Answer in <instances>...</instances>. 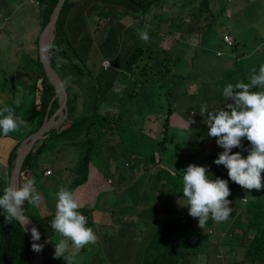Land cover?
I'll return each instance as SVG.
<instances>
[{
	"label": "trees",
	"instance_id": "1",
	"mask_svg": "<svg viewBox=\"0 0 264 264\" xmlns=\"http://www.w3.org/2000/svg\"><path fill=\"white\" fill-rule=\"evenodd\" d=\"M168 1L171 5L176 3L175 0H114L113 4H111L110 0H64L62 4L56 20L52 41L55 44V50L49 57L51 65L60 75L67 92L66 115L62 121H59V128H51L52 130L57 128V131L47 136L45 135L40 143L34 147L32 146L28 151L24 157L19 176V183L28 178H35L37 191L51 209L41 216H35L28 211L29 203L26 202L24 205L25 214L36 222L41 233L44 245L41 264H66L63 258H53L54 243L61 238L50 227L56 211L53 204L56 203V193L61 187H67L76 194L80 185L89 176L90 164H94L92 161H94L97 148L100 146L102 148L104 147L103 145L109 146V140L111 139L109 135L116 131L118 126L124 127V125L119 124V119L123 112L129 110V108L120 110L118 104L129 105L135 98H151L153 96V87H155L157 98L160 95H164V93H161V88L165 83L166 76L172 73L171 77H174L175 75L173 74H176V68L170 70L169 65L171 67L179 66L178 60L181 55L178 51L172 54L168 50V44H162L161 39L165 37L167 43L172 41V47L175 48L174 44L183 34L181 31V36L177 38V36L174 37V33L178 27L177 24L183 25V18H179L176 22L171 20L172 17L167 19L170 11L165 6ZM35 2L38 9L37 19H40L42 29L49 19L57 0H35ZM188 4H196L194 8L189 10L191 11L190 13H194V9H197L202 12L201 15H209V0H186L182 1L179 6L183 9ZM153 9L152 15L158 20L155 23V27L150 28L145 26L147 24L146 17ZM186 10L185 13L188 12V9ZM167 11L168 14H166ZM182 12L184 14L183 10ZM125 16L130 19L129 24L120 21ZM90 17H92V23L96 24V27H93L92 30L95 31L101 28L104 34L99 41L100 44H98L101 57H107V54L118 46L119 31L122 30L121 26L124 27L123 29L131 31L130 37L132 40H128L127 45L130 46L123 67L116 68L112 66L108 58L110 64L106 68L100 65L101 72L98 73L100 76H96V72L90 65V58H94L91 53L95 51L93 37L89 31L88 21ZM167 20L168 25L171 27H167L169 30L164 32L163 35H159L163 22ZM206 20L208 18L200 22V29L204 30L207 25H211L212 21L208 20L209 22L206 24ZM133 24H139L137 26L140 31L139 36L145 31L149 35L152 34L154 38L160 36L159 43L155 45L152 42L154 41L152 40L153 36L147 40L150 42L149 44H146V42L142 44L135 42ZM165 29L163 27V31ZM167 35L173 36L172 39L167 38ZM142 46H145L147 52L143 51ZM201 46L204 47L205 42L201 43ZM179 47H183V45ZM34 48L36 50L35 55L31 53L33 51L30 49V54L25 56V59L30 64L28 70L32 72V76H30L33 80L28 83V88H24L21 91L19 101H15V90L9 93L0 90V97H3L2 99H4L6 104L4 105L1 102L0 109L4 107L12 108L15 116L24 120L25 124L23 136L17 134L5 136L0 133V164L4 165L7 171L6 176L0 173V195H2L3 188L9 182L14 158L21 140L40 126L46 113L47 105L55 92L54 85L48 78L38 54V37L35 39ZM201 56L203 55L201 54ZM198 64L205 66L206 61L201 59ZM196 66L197 61L192 66L186 62L179 67H186L191 72L192 68L195 69ZM116 70L120 71V73H117ZM120 76H123V81L116 86V79ZM91 78H94L92 82H90ZM149 79L153 80L152 87L151 85L149 86L152 89L148 90L147 93H138L137 82L142 81V84H147ZM218 83L220 82L218 81ZM224 86H226V83ZM80 96L81 101H79ZM104 100H107V104L103 107L100 102ZM174 102L175 100L167 99L166 97L161 101V106L165 110L163 116L166 122ZM57 107L58 99L55 97L47 114L50 115ZM18 109H21L23 113L27 112L28 115H21ZM149 113H141V116H147ZM164 125L167 126L166 123ZM151 127L149 126V128ZM71 146L75 148L77 158L75 163L71 159L72 163L64 164L66 169H72L73 172L66 179L67 184H62L63 180L59 177L61 173L53 169L52 174H45L44 169L48 164H44L39 159L44 152L53 149H56L55 151L57 152L60 147L69 148ZM60 163L59 161V165ZM125 163L130 166V162ZM177 164L178 162L172 160L171 163L166 160L157 164L153 162L152 156L148 161L138 162L133 171H129L137 173L138 167L141 170H145L158 166L155 167V172L153 173L145 172V176L154 185L158 184L153 189L160 195L163 194L161 200L167 201L162 206L156 205L154 207L152 205V207H148L158 210L157 215L155 214L156 217H154L157 225L145 242L141 264H182L185 254L187 252H189L190 256H192L191 253L197 254L200 251L198 250L199 246L203 242L205 243L204 247L209 248V228L215 227L216 224L212 223L210 218L205 228L201 229L198 227V219L193 218L187 212L188 206H185L187 205V199L182 195V176L186 169H179L176 166ZM51 167L53 166L51 165ZM261 175L264 178V172ZM128 186H131V184ZM136 188L138 202L141 193L138 192L140 191L139 187ZM233 188L236 189L235 187ZM250 192L242 189V192L234 193L230 190L228 199L232 202V209L239 206L240 195L245 197L243 201L241 200L245 216L243 218L242 210L233 211L235 214L233 223L239 220L241 226H234L230 223L225 230L226 234L231 237V243H228V247H231V251L236 248L239 252L234 262L230 260L231 253L215 250L218 245L212 241L215 247H213L210 255H213L219 261L227 259V264L236 262L238 264L248 262L250 264H264V200L250 196ZM89 209L91 210L92 207L89 208L82 204L79 211L87 217V226L92 228L93 224L90 222L88 214ZM98 224L103 225V223ZM222 226L224 225L222 224ZM237 229L240 230L239 233H237ZM245 237H247V241H245ZM48 240L51 242H46ZM30 258L31 244L22 225L15 220L6 221L3 209H0V264H26ZM189 263L195 264L193 261Z\"/></svg>",
	"mask_w": 264,
	"mask_h": 264
},
{
	"label": "rangeland",
	"instance_id": "2",
	"mask_svg": "<svg viewBox=\"0 0 264 264\" xmlns=\"http://www.w3.org/2000/svg\"><path fill=\"white\" fill-rule=\"evenodd\" d=\"M175 1V4L172 5L169 1L166 2L165 8L170 11L169 14L168 11L166 12V14H168L167 19L172 17L171 20L176 22L179 18L190 19L192 16H199L202 20L212 18L211 25H207L204 30H199L197 35L192 33L186 34L182 31L183 35L179 37L180 35L175 31L176 35H174V37H179L178 40L183 45L181 48H174V50H177L181 55L178 60V65L180 66L188 62V64L192 66V64H196L197 61V66L195 69L192 68L190 72L186 67H171L169 65L170 70L176 68V74H173L175 75L174 77H171L172 73L166 76L165 83L161 88V93H164V95H160L157 98L155 87H153V96L151 98H135L129 105L118 104L120 110L129 108V110L123 112V115L119 119V124L124 125V127L118 126L116 131L109 135V138H111L110 141L115 144L109 146L103 145L104 147L101 148L100 146L97 148L94 161H92L96 166L94 168H99V170L103 172H110L111 178L112 174L114 175L117 173L123 174L125 178L133 177L131 172L128 171H133L138 162L150 160L153 155V149H158V151H160L162 162L170 160L171 163L172 160L178 162L183 168H186L190 163L199 158L203 161L209 160L208 162H210V165L214 168L218 166L213 161L218 157V154L223 151V148L217 145L216 138H210V136H208V131H204L200 134L197 128L192 127V117L189 114L187 124L181 123V120H179L175 114L177 113V108L182 109L181 106L175 107V111L168 115L166 122L163 116L165 110L164 107L161 106V101L164 100L165 97L167 99L176 100L175 95L186 93L194 97V99L199 98L202 100L201 102L203 105L201 102L198 103V109L200 111L201 107L205 105L209 110L216 109L219 107V101L215 99H220L222 94L221 92L217 94L218 91L212 85L213 81L220 82L216 83L217 86H221L219 90L226 87L228 83L236 84L240 81L248 82V78L253 74V69L258 72L261 66L259 65V61L264 59V0H209V15H201L202 12L197 9H194V13H190L191 11L189 10L194 8L196 4H188L181 9L179 4L186 0ZM110 2L113 4L114 0H110ZM35 3V0H0V90L6 91L7 93L15 90L14 97L16 102L21 98V91L24 88H28V83L33 80L31 78L32 72L28 70L30 64L25 59V56L30 54V49L33 51L31 53L35 55V39L41 31V22L40 19H37L38 9ZM186 9H188L187 13H185V11H187ZM153 11L154 9L146 17L147 24L145 26L150 28L155 27V23H157L158 20V18L156 19L153 17ZM127 16L120 19V21L128 23L130 19ZM193 19L200 20L198 17H193ZM198 20L194 21L197 22ZM88 22L95 50L91 53L94 58H90V65H92L94 72H96V76H100V74H98L101 72L99 63L101 64L102 58L105 57H101L98 44H100L99 41L104 34L101 28L95 31L92 30L93 27H96V24L92 23V17L89 18ZM207 22L206 20L205 23L207 24ZM138 25L139 24H133L135 29V42H139V44L146 42V44H149L150 42L141 40L139 36L140 31L137 28ZM163 27L166 28L164 31ZM167 27H171L168 25V20L163 22L161 34L159 33V35H163L164 32L168 31L169 29ZM120 28L122 30L119 31V44L112 52L107 54L111 65L116 68L123 67L130 46L127 45V43L128 40H132L130 37L131 31L123 29V26ZM226 31H230L234 37L233 45H228L223 41L224 37L222 39V36ZM151 36L153 35L150 34L149 38ZM152 40L151 41L157 45L160 41V36L158 38H154L153 36ZM203 42H205V48L201 46ZM161 43L167 44L165 37H162ZM245 53L251 54L250 57L253 58L249 60H240L237 58L240 60L237 61V59L233 57V55L242 56ZM201 54L204 57L201 56ZM201 59L206 61L205 66H200V64H198V61ZM117 70L116 72L120 73V71ZM192 77L197 79L192 81ZM122 78L123 76L117 77L115 82L116 86L123 81ZM91 79L90 82L94 80V78ZM190 81L194 84L189 85ZM149 83L152 87L153 80L149 79ZM225 83L226 86H224ZM137 84L138 93H147L148 90L152 89L146 86L145 83L142 84V81H139V83L137 82ZM76 85L79 86L78 83H76ZM201 85V90L193 95L195 89H198ZM2 98L3 97H0V103L3 102L2 104L6 105ZM79 101H81V96L79 97ZM106 104L107 100L100 102V105H103V107ZM150 107L152 110L149 109ZM18 112L23 116L28 115L27 112L23 113L21 109H18ZM147 112H150L147 115L148 117L141 116L140 114ZM205 118L207 117L205 116ZM62 119L64 118L60 120L62 121ZM198 122L200 123V121ZM164 123H166L167 126H165ZM59 124V122L54 123V125L47 130L48 132L46 134L41 137L39 136V138L35 140L33 147L40 143L45 135L47 136L57 131ZM24 125L25 124L21 125L17 131L9 133V136L13 134L23 136L25 132ZM149 126L152 127L149 128ZM52 127L57 128L52 130ZM118 143L121 145H118ZM250 147L251 145L247 139L243 138L241 147L233 148L232 151H240L242 156L246 157ZM206 149L211 155L207 153ZM55 150L56 149L44 152L39 160H42L44 164H48L44 170L49 169L50 172H46V174H52L53 169L61 173L59 177L62 178V184H64L66 183V179H68L73 172L72 169H66L64 164L72 163L71 159H73L75 163L77 154L73 146L69 148L60 147L57 152ZM213 150L214 152H212ZM79 153L80 151L78 155ZM59 161L61 162V166L59 165ZM125 162H130V166H127ZM194 164L200 165L199 161H195ZM51 165L53 167H51ZM224 169L225 172L228 173V170L226 168ZM149 171L150 169L141 170L139 167L137 168L135 176L136 179H139L140 185L143 187L140 186L142 192L138 202L136 198L129 199V197H134L136 192L127 191L124 193V190L120 186H114L113 191L107 189L96 196H94V194H88L89 188L86 187L85 198L91 200V203L93 200V202L99 206V208L89 209L88 212L90 222L93 224L92 229L97 236V240L94 244L86 245L85 249H81L82 251L79 250L77 252L74 264H141L144 250L143 244L146 242L144 238H149L150 235L148 236V234L152 232L153 228L157 225L154 217H156L158 210L156 208L154 210L153 208H147V206H150V204L154 207L156 205L162 206L164 202H167L161 200L163 194L160 195L152 188L151 184L148 185L145 172ZM152 171L155 172L154 169H152ZM213 171L214 170H212L211 173L212 175ZM0 173L4 176H6L7 173L6 167L1 164ZM227 173L226 176L228 175ZM221 175H223V173ZM92 176L91 173L89 180ZM216 177L223 179L220 175L213 176V179ZM114 179L116 180L117 178ZM120 180L123 179H118L117 181ZM262 183H264V178H262ZM125 186H128L126 181ZM144 186L146 188H144ZM228 186L234 193H238L239 191L242 192V187L235 182L232 184L228 183ZM82 187L85 186L82 185ZM101 187L102 183L97 180L96 188L98 189ZM259 191L254 190L255 193L259 194L258 197L264 195L263 188ZM122 195L127 196L126 204L128 205L123 204ZM76 196L79 198L80 203L84 205L86 200L83 202V197L81 198L80 194ZM111 196H113L112 201L110 200ZM143 196L146 198L142 202ZM241 200L243 201L244 199ZM53 204L55 205V203ZM241 205L243 204L241 203ZM111 207L114 208L112 209ZM50 210L51 209L43 197L38 206L29 204L28 207L29 213L35 216H41ZM233 211H235V209H233ZM233 211L227 219V223H223L226 228L229 227L230 223L234 226H241L239 220L233 223L235 219ZM98 223H104L105 225H100ZM212 223L216 225L213 228H209V248L207 249L204 247L205 243L203 242L202 245L199 246L198 250L200 251L197 254L191 253L192 256H190L189 252L185 254L182 264H190V261L195 262V264H227V259H221V261H219L213 255H210L213 247H215L213 242L218 245L215 250L231 253L230 260L232 262L238 257L239 252L237 249L234 248L235 250L231 251V247H228V243H231L229 234H222L226 230L225 227L222 226L223 228H219L221 226L219 224L220 222L217 224V222L212 220ZM216 227L219 229H216ZM239 231L240 230L237 229V233H239ZM204 251L206 252L204 253ZM233 264H238V262ZM244 264H250V262Z\"/></svg>",
	"mask_w": 264,
	"mask_h": 264
},
{
	"label": "clouds",
	"instance_id": "3",
	"mask_svg": "<svg viewBox=\"0 0 264 264\" xmlns=\"http://www.w3.org/2000/svg\"><path fill=\"white\" fill-rule=\"evenodd\" d=\"M140 38L147 41L148 32L141 33ZM54 50V43H45L39 51L41 56L48 57ZM103 57L99 66L106 68L110 62L108 57ZM104 60H108L107 66L103 65ZM222 96L224 103L219 108L210 111L205 105L200 112L201 116L207 117L204 123L208 125V136L216 138L217 145L223 148L213 162L226 167L228 178L243 189L259 191L264 188L261 175L264 172V64L258 72L253 69L248 82L228 83ZM23 124L24 120L16 117L12 108L0 109V133L3 135L17 131ZM242 138H246L251 145L246 157L240 151H232L233 148L241 147ZM209 168L189 164L182 176V195L187 199L185 206H188L189 215L198 219V227L201 229L205 228L210 218L217 223L227 221L233 211L232 202L228 199V180L220 177L213 179ZM41 200L34 177L21 183L12 179L0 195V209H3L6 221L15 220L26 230L25 226L30 221L24 205L27 202L38 206ZM80 208V200L74 191L61 187L56 193V211L50 227L61 237L54 243L53 258H63L66 264H74L77 252L97 240L94 230L87 226V217L79 211ZM40 237L41 233L33 226L31 247L35 252L43 249V244L35 242Z\"/></svg>",
	"mask_w": 264,
	"mask_h": 264
},
{
	"label": "crops",
	"instance_id": "4",
	"mask_svg": "<svg viewBox=\"0 0 264 264\" xmlns=\"http://www.w3.org/2000/svg\"><path fill=\"white\" fill-rule=\"evenodd\" d=\"M167 4V3H166ZM166 7V6H165ZM194 17H197V16H194ZM198 18H200V20H198V19H193V17L191 18L190 17V19H185V18H183V25H181V24H177L178 25V27L176 28V32L181 36V31H184V33H186V34H189V33H192V34H196L197 35V32L199 31V30H201L200 29V22H203L202 21V19H201V17H198ZM184 19H185V21H184ZM174 20V19H173ZM194 20H198L197 22H195ZM208 20H211L212 21V18H208ZM207 20V21H208ZM210 21V22H211ZM175 22V21H174ZM182 22V21H181ZM209 22V21H208ZM129 24V23H128ZM181 26V27H180ZM224 34H231L230 33V31H226V32H224ZM223 34V35H224ZM174 35H176L175 33H174ZM232 35V34H231ZM172 37L173 36H171V35H167V38H171L172 39ZM223 39V38H222ZM236 39V38H235ZM179 40H177L176 41V44H174V46H175V49H176V47H178V48H181V47H179V46H182V43L180 42ZM172 43V41H169L167 44H168V50L172 53V54H175L176 53V51L177 50H174V48L172 47L173 46V44H171ZM146 46V45H145ZM145 46H142L143 47V51H146V49H145ZM147 52V51H146ZM264 53V52H263ZM250 55L251 54H247V53H245V54H243L242 56L241 55H233V56H235L234 58L235 59H237V58H239L240 60H243V59H247V60H249L251 57H250ZM253 58V57H252ZM251 58V59H252ZM239 59H237L238 61H240ZM260 64H264V59H261L260 61H259V65ZM196 78H193L192 77V81L193 80H195ZM192 81H190V84L189 85H193L194 83H192ZM216 83H218V81H214L213 83H212V85L214 86V88H216V90L218 91V93L217 94H219L220 92H221V94H222V92L223 91H221L222 89H224V88H222V89H220L219 90V88H221V86L220 85H216ZM146 86H150V83L148 82L147 84H145ZM201 88H202V85L201 86H199V88L198 89H195V91H194V93H193V95H195L196 94V92H198L199 90H201ZM185 95V96H184ZM215 100H218L219 101V107L224 103V99H223V96H220V99H215ZM202 100L201 99H194V97H191V95L189 96V95H187L186 93L185 94H178L177 96H176V100H175V102H174V105L172 106V111L171 112H173V111H175V107H177V106H181L182 107V109H176L177 110V113H175L176 114V116H177V118L179 119V120H181V123H183V124H187V118L189 117V115H191V121H193V123L191 124V126L192 127H195V128H197L199 131H200V134H202L204 131H209V129H208V125L206 124V123H204V120H206V118H205V116H201L200 115V110L198 109V103H200ZM204 101V100H203ZM205 102V101H204ZM229 102H230V100H229ZM202 103V102H201ZM202 105H203V103H202ZM218 107V108H219ZM150 110H152V108L150 107L149 108ZM217 109V108H216ZM178 110H180V111H178ZM213 110H215V109H213ZM198 111V112H197ZM211 111V110H210ZM141 114V113H140ZM189 114V115H188ZM206 115V114H205ZM198 121H200V123L198 122ZM199 135V134H198ZM211 138V137H210ZM110 141V140H109ZM114 145L115 143L114 142H111L110 141V143H109V145ZM118 145H121L120 143H118ZM206 151H207V153L209 154L210 152L206 149ZM216 151V150H215ZM156 152V153H155ZM212 152H214V150L212 151ZM155 154H156V156H155ZM209 155H211V154H209ZM153 162L155 163H157L158 164V162H160L161 161V155H160V151H158V149H153ZM159 159V160H158ZM195 161H199V164L201 165V166H205V165H207V166H210V168H209V171L212 173V170H214L213 171V175H212V178H213V176H215V175H220L221 177H223V179H226V180H228V183H233V181H231L229 178H228V175L226 176V173L227 172H225V169L224 168H226V167H224L223 165H218V166H216L215 168L214 167H212L211 165H210V162H208V161H203V160H201L200 158L199 159H196ZM194 161V162H195ZM168 162H170V160H168ZM187 162V161H186ZM190 162V161H189ZM194 162H192V163H190V164H194ZM151 164H153V163H151ZM203 164V165H202ZM179 169H185V168H183V167H181L179 164H177L176 165ZM219 166H221V167H219ZM94 167H96L94 164H90V172H89V176H90V174L92 173V178L89 180V176H88V178H87V180L83 183V184H81V188H79L78 190H77V192H76V195L77 194H80L81 195V198H82V201L84 202L85 200H86V202H84V205L85 206H87V207H89V208H91L92 207V209H94V208H99V206H97L96 205V203L95 202H93V200H92V203H91V200H87V198H85V195H86V187H88L89 189V192H88V194L90 193V194H94V196H96V195H100L101 193H103L104 191H106L107 189L108 190H111V191H113V189H114V186H120L123 190H124V193L125 192H127V191H135L136 192V187H139V189H140V191H138L139 193H141L142 192V186L140 185V182H139V179H136V176H135V172H132L131 174L133 175V177H131V178H124L123 177V175L122 174H112V178H111V174H110V172L108 173V172H103V171H100L99 170V168H94ZM155 167H158V166H155ZM155 167L154 168H148V169H150V171L149 172H153L152 171V169H155ZM227 169V168H226ZM129 172V171H128ZM223 173V175H221ZM228 174V173H227ZM104 175V176H103ZM225 177V178H224ZM114 178H117L116 180L114 179ZM118 179H123V180H120V181H117ZM97 180H99L101 183H102V187L101 188H96V184H97ZM128 183V185L129 184H131V186H125V181ZM146 180H148L147 178H146ZM114 182H115V184H114ZM149 184H151V186H152V188H154V187H156V186H158V184H156V185H154V183L152 182V181H150V180H148V185ZM82 185H84L85 187H82ZM142 188H141V187ZM103 188H106V189H103ZM144 188H146L145 186H144ZM243 189V188H242ZM111 193V192H110ZM141 195V194H140ZM249 195L251 196L252 195V197H254V198H257V199H260V200H264V195H262V196H260V197H258V195L259 194H257V193H255L254 192V189L253 190H251V192L249 193ZM123 196V204L124 205H128V204H126V199H127V196H125V195H122ZM87 197V196H86ZM242 197H243V195H240V199H242ZM248 197V196H247ZM133 198H136V195L134 196V197H129V199H133ZM140 198V197H139ZM145 198L146 197H144L143 196V198H142V202L145 200ZM137 199V198H136ZM177 199H178V197H177ZM239 199V200H240ZM110 200L112 201L113 200V196H111V198H110ZM240 203H239V206H237V207H233L234 209H235V211H238V210H242V212H243V214H242V216H243V218H244V216H245V212L243 211V206L241 205V203H242V201L240 200L239 201ZM243 204V203H242ZM82 205V204H81ZM145 206V205H144ZM150 206L152 207V204H150ZM150 206H147V208L148 207H150ZM112 209L114 208V207H111ZM234 211V212H235ZM225 223H227V221H224V224ZM218 224V223H217ZM221 226L219 227V228H223L222 227V224L223 223H219ZM223 224V225H224ZM103 225H105L104 223H103ZM225 227V229H226V226H224ZM217 229V228H216ZM151 233V232H150ZM149 233V234H150ZM149 234H148V236H149ZM222 234H226V232L224 231V233H222ZM222 234H220V235H222ZM144 240L146 241L147 240V238H144ZM245 241H247V237H245ZM143 245H145V243L143 244Z\"/></svg>",
	"mask_w": 264,
	"mask_h": 264
},
{
	"label": "water",
	"instance_id": "5",
	"mask_svg": "<svg viewBox=\"0 0 264 264\" xmlns=\"http://www.w3.org/2000/svg\"><path fill=\"white\" fill-rule=\"evenodd\" d=\"M64 0H57L54 8L52 9V12L50 13V17L47 20V22L44 24L42 27L39 36H38V52H39V57L42 62V65L44 67V70L46 74L48 75V78L50 81L53 83L55 92L52 95L48 105H47V110L44 115L43 121L40 124V126L27 134L20 142L19 147L17 148L16 151V156L14 158V163L11 169V173L9 176V181L14 179L19 183V176H20V171H21V166L24 160V157L28 153V151L32 148L33 144L35 143V140L39 138V136H42L44 133L47 132V130L54 125V123H57L60 121L61 118H63L66 114V99H67V92L64 87L63 81L58 74V72L53 68V66L50 63V57H43L40 54V47L45 44L49 43L51 44L53 41L54 37V30L56 27V20L59 15L60 9L62 7ZM57 97L58 99V107L50 114H47V111L50 107V104L52 100ZM64 109V111H63ZM28 216V215H27ZM28 219L30 223L26 225V234L29 237L30 244L32 245L33 241L31 239V228L35 226L38 230V226L36 222L28 216ZM23 227V226H22ZM24 229V227H23ZM40 232V231H39ZM36 243L43 244L42 238L40 237L39 241H35ZM42 261V250L40 252H35L32 250L31 247V258L26 264H41Z\"/></svg>",
	"mask_w": 264,
	"mask_h": 264
},
{
	"label": "built area",
	"instance_id": "6",
	"mask_svg": "<svg viewBox=\"0 0 264 264\" xmlns=\"http://www.w3.org/2000/svg\"><path fill=\"white\" fill-rule=\"evenodd\" d=\"M223 37H224V41H225L228 45H231V44L233 43V38H232V36H231L230 34H224ZM103 65H104V66H107V65H108V60H104V61H103ZM242 139H243V138H242ZM46 172H50V170L47 169V170H45V173H46ZM242 199H245V197H242Z\"/></svg>",
	"mask_w": 264,
	"mask_h": 264
}]
</instances>
